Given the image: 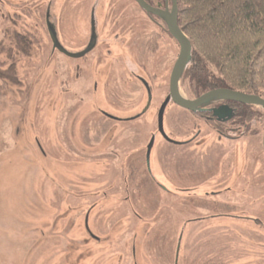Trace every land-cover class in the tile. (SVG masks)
Listing matches in <instances>:
<instances>
[{
    "label": "rangeland",
    "instance_id": "rangeland-1",
    "mask_svg": "<svg viewBox=\"0 0 264 264\" xmlns=\"http://www.w3.org/2000/svg\"><path fill=\"white\" fill-rule=\"evenodd\" d=\"M97 3V50L82 59L53 51L47 13L59 42L78 54ZM142 13L133 0H0V264H174L181 235L179 264H264L262 132L229 143L232 193L212 197V136L167 144L156 131L161 100L140 117L137 86L114 98L131 68L107 63L119 53L127 61V49L132 63L126 39L156 29L137 21ZM17 34L39 43L23 52ZM180 113L168 108L164 125L184 136L198 125ZM191 185L197 193L179 190Z\"/></svg>",
    "mask_w": 264,
    "mask_h": 264
},
{
    "label": "flooded vegetation",
    "instance_id": "flooded-vegetation-1",
    "mask_svg": "<svg viewBox=\"0 0 264 264\" xmlns=\"http://www.w3.org/2000/svg\"><path fill=\"white\" fill-rule=\"evenodd\" d=\"M133 1L135 2V0ZM145 2L151 5L152 7L159 8L162 10H164L166 7V0H164L163 2H156V1H152L150 3L147 1ZM135 4L138 6L139 10L143 12L142 15L138 14L141 20H137V21L142 22L143 25L152 24L156 29L148 28L150 30L149 31L146 28L141 29L139 27L136 33L132 32L130 38L126 39V43H128L130 50L133 52L132 63H131L129 49H127L129 54L127 61L125 60L124 57H121L120 56L121 53H119L112 60L114 61L113 68L110 62L107 63L109 64L108 68L112 70L115 69L119 70L117 65H121L122 68H125V70L131 68L130 81L128 82L127 85L124 83V81L120 82L119 85L121 86V89H119L116 86L119 92L114 94V98L118 100L121 99L122 96L125 97L128 95V93H124V91H122L124 86L129 87L132 94L136 95L133 88L137 86L140 92L139 97L146 98V104L141 112V115H139L140 117L153 107V103L157 101V99L161 100V104L159 105L156 115L157 117L156 131L158 136L167 144L179 148L190 147L191 145L200 146L204 144L203 142L200 143L199 141L201 135L207 134L210 135V137L212 136V139H214V141L210 143L209 147H211L212 150L217 149V152H216V157L213 158L210 164V166H212V173L210 172L211 170H208L207 168L208 173H210V176H212V178L207 179V182L211 185L210 187L212 188V191L210 193L212 197H224L227 196L228 194L230 195L232 193L231 192L232 188L231 186L228 185V183L230 180V172L232 173V170H234L235 167L233 169L231 168L230 166L231 164H229L228 161L231 156V153L229 151H226L225 149H227L229 143H236L237 146H240L242 144L241 143L242 141L240 140H242L246 136V134H248V132H250L252 129L253 130L258 129L264 135V119L262 117L264 114L263 113L264 110L263 111L262 109L257 110L254 109L257 108L255 106L245 105L234 101H218L204 107L202 110L193 112L181 108L178 105H176L173 101H170L166 107V111L168 108L171 107V109H174V111H177L179 113L181 112L180 114L182 113L187 114L191 116L194 125H198L199 127L201 126V128L195 126L193 131L191 129L189 132H187V134H183L184 136H181L178 134L174 135L173 133H170L168 126L166 128V125H164L165 136L162 133L158 132L159 111L162 104L168 99L170 95L171 76L174 65L180 55L181 45L176 40V38H174V36L169 32L166 22H164L157 15L146 12L144 9H142L139 6L138 3L135 2ZM98 5H99L98 3L95 4L90 13L91 14L90 38L84 50L81 51L83 53L81 59L84 57H88L89 54L94 53V51L97 50L98 48L99 28L96 21L97 20L96 12L99 7ZM171 7L172 5L170 1L169 10H171ZM50 24H52L51 20H50ZM142 30L145 31L144 35H142L143 32ZM52 44H53V51L60 52L57 47H54L53 41ZM58 44L63 48H65L59 42V39H58ZM60 53L63 54L62 52ZM107 64L105 65L104 70H107L106 67ZM119 75H121V72L119 73ZM180 87L183 94H185V96L188 99H191L189 98L188 94L185 92L184 88L182 87V79H181ZM218 89H226V88H215L209 90L208 92ZM197 98H192L191 100ZM246 106H250L251 109H247ZM166 111L164 114V124L166 120ZM101 113L106 119L112 121H124V119H120L117 116L110 114L108 112L101 110ZM172 134L176 136V138H173ZM261 143L263 147V137ZM146 154H147V148H146ZM192 167H195V165H192ZM185 169L186 167L184 165H180V167L176 169V174H178L179 179L185 174ZM195 170H197V168ZM241 170L243 169H240L238 171L237 176H241L242 174ZM255 175H257V172H255ZM199 189H200L199 186L191 185V187H185V188L183 187V189L180 188L179 190L182 191L183 193L184 192L197 193ZM165 191L169 193L167 189H165ZM224 212H226V210H224ZM193 221L196 222L195 220ZM252 222L256 226L260 225V222H257L255 220H253ZM208 259L210 262L213 261V255L209 256ZM174 264H179V255L177 258V250H176V257Z\"/></svg>",
    "mask_w": 264,
    "mask_h": 264
},
{
    "label": "trees",
    "instance_id": "trees-1",
    "mask_svg": "<svg viewBox=\"0 0 264 264\" xmlns=\"http://www.w3.org/2000/svg\"><path fill=\"white\" fill-rule=\"evenodd\" d=\"M177 2L179 27L192 44L191 61L182 78L189 98L215 88L264 98V0ZM16 37L15 44L23 52L39 43L29 34ZM5 87L0 83V96Z\"/></svg>",
    "mask_w": 264,
    "mask_h": 264
},
{
    "label": "water",
    "instance_id": "water-1",
    "mask_svg": "<svg viewBox=\"0 0 264 264\" xmlns=\"http://www.w3.org/2000/svg\"><path fill=\"white\" fill-rule=\"evenodd\" d=\"M171 1V10H169V3ZM139 6L144 9L146 12L155 14L160 17L167 24L169 32L176 38V40L181 45L180 55L174 65L171 82H170V95L168 99L162 104L159 115H158V132L164 133V114L166 107L170 101H173L176 105L181 108H184L189 111L196 112L202 110L204 107L218 101H234L237 103L255 106L264 110V99L258 95H250L242 92L233 91L230 89H218L214 91L207 92L197 99L191 100L188 99L185 94L181 91V79L188 67V64L191 61L192 55V44L187 35L181 30L178 24V2L177 0H166V7L164 10L152 7L145 0H135ZM48 29L51 34L54 47H57L60 52L70 58H81L83 53H71L67 49L63 48L58 44V38L56 30L53 25L50 24L49 16L47 18ZM155 136L150 140V143L147 147V166L150 171V159L151 153L154 148ZM263 150H264V135H263ZM87 225V223H86ZM88 229V227H87ZM182 235L180 237L178 247H177V258L180 252Z\"/></svg>",
    "mask_w": 264,
    "mask_h": 264
}]
</instances>
